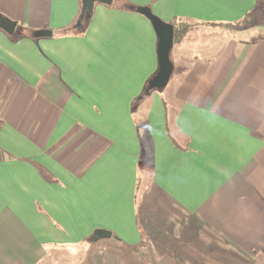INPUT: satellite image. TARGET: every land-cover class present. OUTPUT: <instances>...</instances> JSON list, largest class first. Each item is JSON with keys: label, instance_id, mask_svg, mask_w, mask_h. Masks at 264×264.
I'll list each match as a JSON object with an SVG mask.
<instances>
[{"label": "crops", "instance_id": "0c3cea01", "mask_svg": "<svg viewBox=\"0 0 264 264\" xmlns=\"http://www.w3.org/2000/svg\"><path fill=\"white\" fill-rule=\"evenodd\" d=\"M128 5L188 25L166 92L138 99L157 35ZM80 10L0 0V264H82L96 229L134 259L264 264V0H113L65 33Z\"/></svg>", "mask_w": 264, "mask_h": 264}, {"label": "water", "instance_id": "95a60500", "mask_svg": "<svg viewBox=\"0 0 264 264\" xmlns=\"http://www.w3.org/2000/svg\"><path fill=\"white\" fill-rule=\"evenodd\" d=\"M113 0H81V10L76 21V26H79L82 21H88L91 19L94 6L96 3L110 6ZM130 10L138 12L144 15L151 23L156 35H157V59H158V69L156 73L151 76L144 88V94L148 95L153 91H161L164 89L171 77L173 71V63L170 59V51L174 43V28L172 23H168L160 19L158 16L153 14L148 6H128ZM17 23L14 20L0 14V29H2L7 34L11 35L15 32ZM33 37H50L52 35L51 30H35L32 33ZM139 96L138 99H141ZM111 232L104 229H96L89 240L91 242H96L101 239L110 238Z\"/></svg>", "mask_w": 264, "mask_h": 264}, {"label": "rangeland", "instance_id": "374dc122", "mask_svg": "<svg viewBox=\"0 0 264 264\" xmlns=\"http://www.w3.org/2000/svg\"><path fill=\"white\" fill-rule=\"evenodd\" d=\"M247 21H244L240 24H244ZM240 24H235L233 26L231 25L227 27H237ZM233 31L236 32V29H234ZM258 33L260 32H252L251 35L256 36L258 35ZM170 84L171 81H169L168 85L165 88L168 89ZM115 244L116 241L112 238H105L96 242H91L88 238L85 242L81 243L79 247H72L71 251L77 253V256H73V258H75L74 260H77V263L82 264H91V261L94 264H101V261L103 264H160L161 257H163L165 263L166 255L164 253L158 254V251L147 248L144 250L145 252L140 256V259L139 257H137V259H134L130 248H125L122 252H120L115 247ZM106 251L108 252L106 253ZM102 253H105V255L109 254L110 257L108 262L106 261V256L102 257ZM62 256H64V259L60 263H64L66 257L69 256L68 248H65L64 252H62L61 254V258ZM66 263H69V261L65 262L64 264Z\"/></svg>", "mask_w": 264, "mask_h": 264}, {"label": "trees", "instance_id": "16d2710c", "mask_svg": "<svg viewBox=\"0 0 264 264\" xmlns=\"http://www.w3.org/2000/svg\"><path fill=\"white\" fill-rule=\"evenodd\" d=\"M128 6H126V8H129ZM254 11H255V8L252 11L248 12V14L245 15L243 20H241L237 24H240V23H242L244 21H247L248 18L253 14ZM89 21L90 20L82 21L79 26H76L75 25L76 23H74L69 28L65 29L64 32L65 33H73V34H77V35H83L86 32L87 28H88ZM172 25H173V28H174V41H178L185 34V30L187 29L188 25L185 26L184 24H180V23H172ZM226 25L227 26H231V25L233 26L235 24H226ZM143 92L141 94L142 97H143V94H144Z\"/></svg>", "mask_w": 264, "mask_h": 264}]
</instances>
